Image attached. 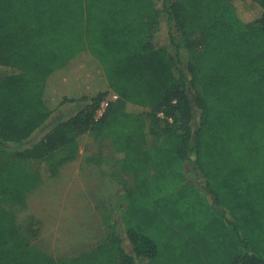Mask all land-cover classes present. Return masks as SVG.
I'll use <instances>...</instances> for the list:
<instances>
[{"label":"trees","instance_id":"obj_1","mask_svg":"<svg viewBox=\"0 0 264 264\" xmlns=\"http://www.w3.org/2000/svg\"><path fill=\"white\" fill-rule=\"evenodd\" d=\"M162 28L174 52L157 44ZM199 46V64H186L182 55ZM70 63L76 69L53 77ZM82 76L88 92L58 97L61 78ZM111 92L119 98L96 120ZM67 105L70 114L54 117ZM98 139L138 165L156 164L166 149L194 164L218 201L222 187L254 193V178L264 200V0H0V264H143L158 256L150 236H123L109 217L94 248L56 257L35 244L39 221L20 220L16 209L27 208L40 183ZM229 161L236 174L214 181ZM248 200L254 214L264 206ZM237 239V264H264V242L251 248Z\"/></svg>","mask_w":264,"mask_h":264},{"label":"rangeland","instance_id":"obj_2","mask_svg":"<svg viewBox=\"0 0 264 264\" xmlns=\"http://www.w3.org/2000/svg\"><path fill=\"white\" fill-rule=\"evenodd\" d=\"M156 42L174 52L165 28L157 34ZM201 50L199 46L183 54L182 59L186 64H199ZM75 65L70 63L53 77L76 69ZM80 79L61 78L58 97L88 92L89 85L82 81L90 78ZM123 106L121 100L115 104L116 108ZM73 108L67 105L54 117L70 114ZM39 135L41 132L34 141ZM162 149L156 164L138 165L117 159L109 139L95 140L82 147L79 157L65 165L58 177L43 180L30 194L27 208L16 212L23 223L29 222L30 216L39 221L41 233L35 244L56 257L75 256L94 248L108 235L105 220L109 217L123 236L134 229L157 243L158 256L143 264H237V235L244 237L248 246L258 240L264 242V206L257 202L260 208L256 205L254 214L250 211L253 202L245 201L262 199L264 205L256 179L250 177L254 193L245 191L247 185L239 190L222 187L225 196L218 201L194 164L184 166L172 158V153L163 154ZM224 163V170L214 181L236 174L235 162ZM230 199L229 208L226 202Z\"/></svg>","mask_w":264,"mask_h":264},{"label":"built area","instance_id":"obj_3","mask_svg":"<svg viewBox=\"0 0 264 264\" xmlns=\"http://www.w3.org/2000/svg\"><path fill=\"white\" fill-rule=\"evenodd\" d=\"M118 98L119 96L115 92H111L106 99L101 101L99 107L96 110V115H95L96 120L103 117L110 104L116 101Z\"/></svg>","mask_w":264,"mask_h":264}]
</instances>
